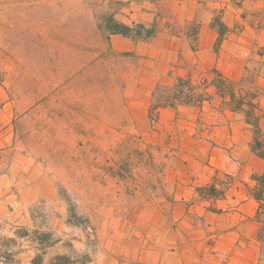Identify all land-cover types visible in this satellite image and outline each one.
Instances as JSON below:
<instances>
[{
    "label": "rangeland",
    "instance_id": "rangeland-1",
    "mask_svg": "<svg viewBox=\"0 0 264 264\" xmlns=\"http://www.w3.org/2000/svg\"><path fill=\"white\" fill-rule=\"evenodd\" d=\"M107 14L154 26L155 37L143 41L151 45L148 53L136 54V40L109 38L99 27ZM204 25L216 34L211 57L199 43ZM260 30L264 0H0V85L23 113L14 122L13 174L28 192L35 184L42 195L55 193L32 206L31 226H17L14 238L0 231V255L4 247L12 254L26 247L43 264L58 256L70 264H176L173 246L186 225L173 207L186 205L191 216L196 200L220 197L231 181L214 177L213 184L193 188L189 168L167 162H174L186 134L195 135L204 113H235L245 121L243 113H254L258 123L264 117V46L250 38ZM169 37L185 38L194 56L169 64L163 44ZM233 45L251 46L237 81L227 79ZM220 51L225 58L218 68ZM218 75L228 82L220 88ZM179 77L207 100L152 110L156 102H171ZM149 83L154 88L145 101ZM237 100L244 112L233 110ZM166 109L174 113H161ZM190 113H198L195 129L185 124ZM177 183L180 198L172 196ZM182 186L196 198L186 197ZM45 234L49 240L42 242Z\"/></svg>",
    "mask_w": 264,
    "mask_h": 264
},
{
    "label": "crops",
    "instance_id": "crops-1",
    "mask_svg": "<svg viewBox=\"0 0 264 264\" xmlns=\"http://www.w3.org/2000/svg\"><path fill=\"white\" fill-rule=\"evenodd\" d=\"M189 4L196 6L194 2ZM193 12L194 10H190V16L186 19H192ZM205 34H208V38L204 37ZM250 34L252 44L264 46V30L257 33L250 31ZM215 36L209 26L200 28V47L205 48L210 57ZM247 36V32H244V37ZM169 38L170 40L163 43L168 46L169 64L177 63L180 56L185 59L194 56L185 38ZM133 44L138 55H146L151 46L143 41ZM250 47L232 46L233 54L226 57L234 72L227 79L237 81L242 78ZM219 54L216 61L218 68L225 58L222 51ZM145 66H149L148 63ZM144 72L147 73L146 68ZM145 86L143 100L150 101L154 84ZM161 113L174 111L166 109ZM22 114L10 102L8 92L0 85V231L7 232L11 238L15 237L14 229L17 226H31V208L38 200L46 198L47 201H52L55 197L53 191L42 195L40 187L35 184L26 187L32 192L26 191L25 186L18 185L17 177L13 174L19 156L15 152L19 149V143L15 141L18 139V130L14 122ZM190 114L194 117L191 122L185 121V124L188 123L187 127L195 129L193 126H196L194 122L198 113ZM198 126L195 135L186 134L184 147L173 158L174 162L168 161L167 165L178 166V170L180 166L188 167L187 182H191L193 188L211 185L214 177L220 176H228L231 183L220 197L212 194V197L196 200L192 208H189L191 216L186 214V205L178 204L173 207V210L177 209L178 217L183 218L182 226L186 227L182 230L184 233H180L181 237L176 246H173L175 251L172 256L176 258V264H264V205L262 207L261 202L250 192L257 184L254 177L264 174V159L252 152V128L242 115L235 113H204V119ZM259 128L264 132V117L259 120ZM173 169L168 166L167 171ZM215 186L218 189L214 192L219 193L217 190L220 186ZM182 187L186 197L196 198L192 188ZM172 196H181L178 183L172 189ZM1 251L0 264H30L33 258V254L26 247H22L15 254L5 247Z\"/></svg>",
    "mask_w": 264,
    "mask_h": 264
},
{
    "label": "trees",
    "instance_id": "trees-1",
    "mask_svg": "<svg viewBox=\"0 0 264 264\" xmlns=\"http://www.w3.org/2000/svg\"><path fill=\"white\" fill-rule=\"evenodd\" d=\"M100 28H102L105 32H107L108 37L111 36H122L125 38H129L136 41H145L150 40L155 37L157 30L154 26H146L144 24L132 23L131 25H127L119 22L114 14L104 15L101 19ZM220 36H222L226 28L224 25H220ZM219 44V42H218ZM217 47V46H216ZM219 87L225 86L228 82L222 77L219 76ZM174 91L173 96L171 98V102L163 104L160 102H156L152 105V110H156L159 107L165 106H176L178 104H202L205 99V95H195L193 93L194 87L190 81V79H186L184 77H179L176 80V83L172 87ZM186 90V91H185ZM234 95L231 94V99L233 101ZM233 110H237L240 112H244L243 102L242 100H237L233 102ZM246 116V121L253 126L254 139L251 145L252 152L258 155L260 158L264 159V133L259 128L258 118L254 116V113H243ZM253 118V119H252ZM258 185L253 191V196L259 200L264 202V174L260 177H255ZM22 238L28 237V232L24 230V233L20 235ZM50 234H45L42 242H46L49 240ZM30 264H43V258L41 255H36ZM53 264H70L65 257L58 256L55 258ZM85 264V263H82Z\"/></svg>",
    "mask_w": 264,
    "mask_h": 264
}]
</instances>
